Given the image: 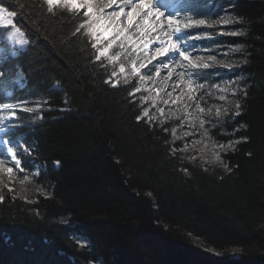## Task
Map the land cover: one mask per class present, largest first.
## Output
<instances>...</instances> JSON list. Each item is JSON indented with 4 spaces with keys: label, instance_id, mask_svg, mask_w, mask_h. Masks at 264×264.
I'll use <instances>...</instances> for the list:
<instances>
[{
    "label": "trees",
    "instance_id": "obj_1",
    "mask_svg": "<svg viewBox=\"0 0 264 264\" xmlns=\"http://www.w3.org/2000/svg\"><path fill=\"white\" fill-rule=\"evenodd\" d=\"M224 1L245 31L230 39L245 46L249 81L236 117L247 140L224 154L227 169L173 154L135 84L113 86V67L96 60L82 12L0 0L28 40L0 57L1 83L20 72L11 101L36 109L18 110L12 129L45 166L46 189L33 202L4 195L0 264H264V0Z\"/></svg>",
    "mask_w": 264,
    "mask_h": 264
},
{
    "label": "rangeland",
    "instance_id": "obj_2",
    "mask_svg": "<svg viewBox=\"0 0 264 264\" xmlns=\"http://www.w3.org/2000/svg\"><path fill=\"white\" fill-rule=\"evenodd\" d=\"M108 2V0H94V4L101 5ZM191 0H160L161 8L163 9L165 5L168 4H183L189 3ZM197 5V10L203 11V17L209 20L213 26L206 27L201 26L200 28H195L190 30L195 34L207 33L211 36V39H200L192 41L197 47L192 52L191 59L195 60L197 57H202L204 61H208L209 56H215V61H211V66L207 69H203L199 75L194 76V80L203 85L197 93L196 101H188L187 96L190 94L188 89L185 87L184 83H181L175 73L182 71V69L177 66L174 69V75L168 77L167 70L162 69L160 76L156 77L154 71H149L152 65L156 64L157 61H152L147 68L141 69V73L144 74L145 79L140 80L139 75H130V64L128 59L123 56L121 60L115 63H110L107 57H101L105 59L113 67V72L117 73L116 76L112 75V84L118 85L128 79V83L133 82L135 84V89L133 91L134 97L137 98L142 107V117L146 119L151 124H158L167 126L170 129L171 143L178 149H184V145L187 144L188 148L180 151L186 159L190 161H198L204 166H220L226 169L223 165L226 164L224 161V154L233 150L226 148L221 150L219 147H213V144L220 145L223 144L227 146L230 142L240 140L243 138L237 129H240L236 121L237 115H235L237 108V102L240 105L239 112L241 109V99L245 93L246 87L248 85V78L243 70V65L246 63V52L245 46L241 42H232L230 37L241 36L244 34V28L240 25V19L238 16L229 8L224 0H195ZM0 7H4L0 5ZM6 8V7H4ZM116 9V5H112L105 9V12H110ZM83 12V10H81ZM221 18H230L234 22L228 25H222L217 23ZM14 20V18H13ZM15 25V23H14ZM16 26V25H15ZM0 27L7 30L6 37L0 42V57L6 53H10L14 56L19 55L20 52L25 50L28 43L21 47L13 39L14 28H9L4 23L0 22ZM17 27V26H16ZM87 30V29H86ZM22 32V31H21ZM23 33V32H22ZM232 33H242L233 35ZM24 34V33H23ZM24 38L27 40L25 34ZM112 38V33L107 34V39L102 40L97 48L100 49L107 45L108 40ZM95 43V40L91 38ZM119 41L113 48L110 49L109 55L121 51L118 47ZM239 48V51H235ZM167 59V57L158 58ZM147 64V60L140 61ZM119 63L125 64V72L120 73ZM186 71H193L192 69H183ZM151 75L153 79L149 80L147 77ZM2 72L0 71V103H7L11 101L13 95V88L20 86L23 87L26 84L25 77L19 72L14 78H9L5 84L1 83ZM7 76L5 79H8ZM143 85V86H141ZM219 86V87H216ZM139 88V91L136 89ZM220 89H225L221 92ZM236 90V94L232 95V91ZM171 93V95H169ZM224 95L226 99L220 100L219 97ZM176 100V103H173ZM167 101V103H165ZM199 103L201 107L205 109V113H198V109L195 108V103ZM187 107V111L195 113L197 115L203 116L207 121L204 128L200 127L199 119L190 118L184 120V108ZM220 108L221 116L216 117V109ZM148 110V116H143L144 110ZM163 109V113L158 111ZM211 109V112L207 110ZM227 109V114H224V110ZM176 113V115H173ZM7 116L10 113L5 111L2 113ZM155 116V120H149V117ZM177 116L180 118L177 119ZM181 120H184L183 126L181 127ZM14 120H6L3 124H0V128H4L7 131L0 132V140L9 139L14 143H19L24 147H29L31 150L30 154L23 152L22 147L18 149L19 158L21 159V166L25 168L24 173H20L17 169H13L15 176L9 178L7 173L0 172V194L3 196L9 193L13 197L22 198L25 201L33 202L35 197L39 193H45L46 189L44 184H39L36 179L44 172L45 166L42 165L38 160L33 157V150L30 145L25 142L20 137H16L15 130L12 129ZM163 121V124H161ZM191 125H194L191 126ZM176 128V135L182 136V139L175 140L173 143L172 129ZM208 131V136H204V131ZM184 132H190L192 135L183 136ZM15 133V134H14ZM194 141H200V143H194ZM238 143L234 145V149ZM0 151H3V146H0ZM219 152L221 160H216L214 153ZM195 156L196 159L193 160L191 157ZM3 158V157H0ZM11 166V164H6ZM38 175H34L37 173ZM24 175H29L30 182L22 184L20 181ZM4 185H7L5 187ZM8 188H11L10 192ZM76 240L81 245H89L90 242L87 238L83 236L76 237ZM199 246L200 249L206 251L215 256L223 255H234L239 254L238 248H232L227 251H220L212 247Z\"/></svg>",
    "mask_w": 264,
    "mask_h": 264
},
{
    "label": "snow or ice",
    "instance_id": "obj_3",
    "mask_svg": "<svg viewBox=\"0 0 264 264\" xmlns=\"http://www.w3.org/2000/svg\"><path fill=\"white\" fill-rule=\"evenodd\" d=\"M43 3L47 6L48 12H53L56 7H63L69 12L79 14L83 10L82 14L87 17L84 23L79 25L78 31L81 28H86V35L93 38L95 43L91 46L96 48L102 40L107 39V34L112 33V38L108 40L106 46L97 49L98 55H96V60H100L101 57H107L110 63H115L121 60L123 56L128 59L130 64V75L137 76L141 81L145 79L144 74L141 73V69H145L152 61L156 60L157 63L152 65L149 71H154L155 76L159 77L161 70H167L168 77L174 75V69L179 66L182 71L175 73L178 80L185 84V87L190 93L187 96L188 101H196V93L203 88V85L198 84L194 80V76L199 75L203 69H207L211 66L210 62L215 61V56H209L208 61H204L202 57H197L195 60L191 59L193 50L196 49V45L192 43L194 40L200 39H211V36L207 33L204 34H193L190 30L195 28H200L201 26L212 27L213 24L205 19L199 18L203 17V11L197 10V5L195 0H191L189 3L168 4L164 8H161L160 0H108V2L96 5L94 0H43ZM116 5V9L110 12H105V9ZM18 13L16 11H9L7 8L0 7V22L4 23L9 28H14L13 39L15 43L23 47L28 43V40L24 38V34L21 32L19 27L14 25L13 18L16 17ZM234 21L230 18H221L217 23L222 25H228ZM233 35L242 33H232ZM121 51L109 55L110 49L113 45L117 44ZM236 48L235 51H239ZM167 57V59H158ZM147 60V64L140 62ZM192 69L193 71H186L183 69ZM120 73L125 72V64L119 63ZM113 76L117 73L114 71ZM149 80L153 79L151 75L147 77ZM106 83L108 81H105ZM125 83H128V79L125 78ZM115 86V85H113ZM143 86V85H141ZM219 87V86H216ZM139 91V88L136 89ZM224 92L225 89H220ZM236 94V90L232 91V95ZM171 95V93H169ZM220 100L226 99L224 95L219 97ZM173 100V103H176ZM167 103V101H165ZM187 105L184 108V120L190 118L199 119L200 127L204 128L207 122L203 116L197 115L187 111ZM195 108L198 109V113H205V109L197 102L195 103ZM237 111L235 115H240L239 108L240 105L236 104ZM24 111L27 113H33L36 109L32 107L21 108L19 104L12 103H0V124H3L6 120L19 119L16 115L17 111ZM5 111L10 114L5 116L2 113ZM163 113V109H159ZM211 112V109L207 110ZM224 114H227V109L224 110ZM176 115V113H173ZM143 116H148V110L145 109ZM221 116L220 108L216 109V117ZM180 117L177 116V119ZM141 117H137L140 120ZM156 117H149V120H155ZM184 120H181V127L183 126ZM163 124V121H161ZM194 127V125H191ZM245 127V126H241ZM168 129H164L167 131ZM176 128L172 129L173 143L175 140L182 139V136L176 135ZM239 131V129H237ZM0 132L7 131L4 128H0ZM192 135L190 132H184L183 136ZM204 136H208V131H204ZM242 140H247V137L241 138ZM240 140L230 142L227 146L220 144H213V147H219L221 150L230 148L234 150V145L240 143ZM194 143H200V141H194ZM0 146H3V151H0V172L7 173L9 178H13L15 173L13 169H17L20 173L25 172V168L21 166V159L19 158L18 149L22 147V150L26 154H30L31 150L29 147H24L18 142L14 143L9 139L0 140ZM188 145H184V149H187ZM184 149L173 148L172 152L175 154L176 151H183ZM216 160H221L219 152L214 153ZM191 159L195 160L196 157L193 156ZM11 164L7 166L6 164ZM227 169V165H223ZM187 172V169L184 170ZM231 171V169H228ZM35 173L34 175H38ZM22 184L30 182L29 175H24L20 181ZM3 181H0L2 184ZM7 187V185H4ZM11 192L12 189L8 188ZM150 195V194H149ZM15 199V197H13ZM4 196L0 194V203H3Z\"/></svg>",
    "mask_w": 264,
    "mask_h": 264
}]
</instances>
